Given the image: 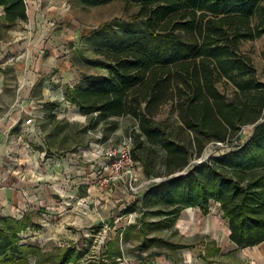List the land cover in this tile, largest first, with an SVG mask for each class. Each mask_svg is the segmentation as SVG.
Returning <instances> with one entry per match:
<instances>
[{
  "label": "trees",
  "instance_id": "obj_1",
  "mask_svg": "<svg viewBox=\"0 0 264 264\" xmlns=\"http://www.w3.org/2000/svg\"><path fill=\"white\" fill-rule=\"evenodd\" d=\"M75 1L97 6L114 0ZM123 1L138 6L136 19L143 31L126 29L125 46L103 53L109 78L85 77L67 88L63 100L91 116L83 132L99 125L104 133L115 131L117 119L133 120L128 135L132 158L146 179L159 181L125 214L140 206L145 217L161 220L147 224L137 219L119 230L91 264H121V244L131 235L141 252L156 246L188 248L148 237L147 230L159 225L172 228L186 208L206 214L211 203L227 220L229 240L238 249L263 243L264 83L241 54L240 43L264 35V0ZM0 11L1 40L27 20L26 4L0 0ZM165 104L172 111L171 125L154 120L155 111ZM48 107L58 105L45 103ZM246 127L251 131L242 141ZM209 145L223 148L193 162ZM33 227L30 217L0 219V264H26L30 256H41L38 248L20 242V234ZM85 253L68 246L42 261L80 264Z\"/></svg>",
  "mask_w": 264,
  "mask_h": 264
},
{
  "label": "rangeland",
  "instance_id": "obj_2",
  "mask_svg": "<svg viewBox=\"0 0 264 264\" xmlns=\"http://www.w3.org/2000/svg\"><path fill=\"white\" fill-rule=\"evenodd\" d=\"M51 4H54L51 9L54 23L50 28L60 37L56 40L59 53L53 54L50 60L51 69L42 79L58 80L57 85H50L53 89L61 86V92L55 91L61 99L53 102L58 107L50 110L52 114H46L40 125L44 130L46 155L51 156V153H54L56 156L67 157L68 153H73L80 156L82 151L88 156L89 162H77L76 177L75 179L70 177V185H73L72 180H74L76 190L72 189L65 194L52 196L53 198L46 205V210L41 209L42 213H46L35 219L41 229L25 232V237L21 233L20 239L23 243L25 242L24 244L34 246L41 252V256L37 259L30 256L26 264H53L51 261H42V258L52 257L60 249L68 246L85 250L86 253L80 264H91V261L100 258L105 243L119 230L136 224L137 219L147 224L159 222L161 219L145 217L146 214L140 206H137L134 213L121 214V209L137 200L136 196L127 190L124 178L117 179L106 187L100 185L102 179L110 175V171L105 166V170L99 166V168L95 167V163L102 158L96 159L98 155L93 149L99 144V146L112 147L128 138L134 125L133 120L129 117L117 119L118 125L115 131L104 133L101 131L102 126L99 125L93 131L83 132L91 116L87 118L79 112L77 107L63 100L66 93L64 87L66 86V90L73 88L85 77L109 78L105 68L108 65V59L103 53L121 50L125 46L124 31L126 29L135 32L143 31V26L141 20L136 19L138 6L123 0H114L97 6H82L75 0L52 1ZM240 52L251 61L259 80L264 83V35L252 41L241 42ZM47 56L44 54L42 58H48ZM61 81L65 84L60 85ZM47 103L51 102L47 101ZM171 112L169 104H165L155 111L154 120L159 123L165 120L171 125L173 121ZM250 131V127L244 128L242 141ZM103 134L107 135L106 139L103 138ZM222 148L223 146L220 145H209L199 159L192 161L205 160L217 151H221ZM91 169H93L92 172ZM136 172L140 181L146 180L140 164ZM117 183L122 184L118 185V189L113 186ZM90 187L92 191L87 196L86 190ZM101 196L107 199L102 200ZM48 208H55V210H48ZM147 235L164 239L169 243L176 241L172 228H164V225L150 226ZM130 240L131 242L127 245L121 244L120 249L123 254L121 264H148L154 261L155 257L170 252L164 246L150 247L141 252L135 248L132 235Z\"/></svg>",
  "mask_w": 264,
  "mask_h": 264
},
{
  "label": "crops",
  "instance_id": "obj_3",
  "mask_svg": "<svg viewBox=\"0 0 264 264\" xmlns=\"http://www.w3.org/2000/svg\"><path fill=\"white\" fill-rule=\"evenodd\" d=\"M52 1L60 0H24L27 20L11 28L6 38L0 40V219L30 217L35 227L26 233L41 229L35 219L46 213L41 209L46 210L52 196L76 190L74 180L70 185V177H76L77 162H89L82 151L80 156L73 153H68L67 157L46 155L45 135L40 125L46 114L52 112L49 107L44 108V104L61 99L55 93L61 92V86L53 89L50 85H57L58 80L42 79L51 69L53 54L59 53L56 40L60 37L50 28L54 23ZM44 54L48 58L43 59ZM63 82L60 85L65 84ZM29 119L31 123L26 125ZM105 163V159H100L95 167L104 169ZM118 185L122 184L113 186L118 189ZM91 189L86 190L87 196ZM142 194L134 196L138 200ZM129 205L121 209L122 215H129L125 214ZM106 219H109L108 214ZM172 230L176 241L171 243L188 248H167L169 253L155 257L148 264H264V242L238 249L229 240L227 220L215 203L210 204L206 214L198 208L182 210ZM132 238V242L138 244L139 241ZM20 242L25 243L21 239ZM130 242L128 236L122 244Z\"/></svg>",
  "mask_w": 264,
  "mask_h": 264
},
{
  "label": "built area",
  "instance_id": "obj_4",
  "mask_svg": "<svg viewBox=\"0 0 264 264\" xmlns=\"http://www.w3.org/2000/svg\"><path fill=\"white\" fill-rule=\"evenodd\" d=\"M30 123L31 119L25 121L26 125ZM99 145L93 149L94 153L98 155L96 159H105V167L110 171V175L102 179L100 185L106 187L109 183L124 178L127 190L133 195H139L147 190L153 182L159 181L156 179L140 181L136 172L139 163L132 158V141L129 137L112 147Z\"/></svg>",
  "mask_w": 264,
  "mask_h": 264
}]
</instances>
